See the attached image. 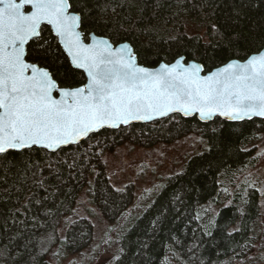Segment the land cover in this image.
<instances>
[{"label":"trees","instance_id":"trees-1","mask_svg":"<svg viewBox=\"0 0 264 264\" xmlns=\"http://www.w3.org/2000/svg\"><path fill=\"white\" fill-rule=\"evenodd\" d=\"M70 2L83 7L81 0ZM90 3L91 12L80 28L83 37L94 32L114 43L128 41L138 62L147 66L184 56L206 71L264 46L261 0ZM97 4L106 9V23L98 19ZM42 36L55 55L38 54L29 42L28 59L48 67L61 86L82 84L83 72L71 66L49 26ZM192 131L200 134L206 148L164 178L143 211L118 235L111 264H245L253 253H263L264 174L258 175L256 167L264 146V118L214 117L203 122L173 113L151 122L103 128L56 151L36 146L9 151L4 158L8 167H0V264H61L48 258L59 243L68 253L86 248L94 234L88 216L73 219L63 238L59 227L90 174L89 199L108 222L128 210L135 186L117 189L110 183L103 149L113 150L124 141L146 146L170 142ZM247 175L261 182L244 183ZM223 190L227 194L220 200Z\"/></svg>","mask_w":264,"mask_h":264},{"label":"snow or ice","instance_id":"snow-or-ice-1","mask_svg":"<svg viewBox=\"0 0 264 264\" xmlns=\"http://www.w3.org/2000/svg\"><path fill=\"white\" fill-rule=\"evenodd\" d=\"M81 2L77 9L70 0H0V167H8L4 158L12 150H56L105 127L169 113L264 117V52L203 76L201 64H182L183 57L154 70L138 64L128 44L117 47L104 37L85 43L79 29L91 3ZM96 7L106 23V9ZM45 26L86 73L82 86H61L48 67L29 61V42L32 51L55 55L42 36Z\"/></svg>","mask_w":264,"mask_h":264},{"label":"rangeland","instance_id":"rangeland-1","mask_svg":"<svg viewBox=\"0 0 264 264\" xmlns=\"http://www.w3.org/2000/svg\"><path fill=\"white\" fill-rule=\"evenodd\" d=\"M206 145L200 134L192 131L170 142L146 146L124 141L113 150L103 149L101 160L106 167L110 183L117 189L133 183L135 186L133 203L116 222H108L101 209L89 199V189L93 180V174H90L76 197L73 210L63 218L59 231L63 238L66 226L73 219L88 216L93 223V239L86 248L76 253H68L59 243L50 251L48 258L61 264H111L112 256L118 249V235L143 211L160 189L164 178L180 170L192 154L202 151ZM259 154L260 162L256 167L258 175L262 171L264 174V146ZM256 179L260 180L256 176L247 175L244 183H253ZM226 194L227 191L223 190L220 200L224 199ZM216 206L213 205L211 208ZM262 252L253 253L250 261L245 264H264V251Z\"/></svg>","mask_w":264,"mask_h":264},{"label":"water","instance_id":"water-1","mask_svg":"<svg viewBox=\"0 0 264 264\" xmlns=\"http://www.w3.org/2000/svg\"><path fill=\"white\" fill-rule=\"evenodd\" d=\"M49 28L51 29V26H49ZM79 30L81 31V29H79ZM81 32H82V31H81ZM52 33H53V35L55 36V33H54L53 31H52ZM82 34H83V33H82ZM98 37H104L105 39H108V40H109L114 46H117V47H118L120 44H128V45L131 46V44H130L128 41H120V42H116V43H114V42H112L108 37L103 36V35L95 34L94 32H90V33L88 34L87 39H85V43H91L92 40H93V38H98ZM56 40H57L58 43H59L58 38H56ZM59 45H60V47L62 48V50H63V52L65 53V55L67 56V58H68V60H69V62H70V64H71V66L74 67V66L72 65V63H71V58L68 56L67 52L64 50L63 45L60 44V43H59ZM26 46H27V45H26ZM131 48H132V46H131ZM132 49H133V48H132ZM261 52H264V46H263L261 49H259L258 51L250 53L248 56H246V57L243 58V59H239V58H231V59L227 60L226 62H224V63H222V64H220V65H218V66L213 67V68L210 69V70H206V71H205L204 68H203V70H202V72H201V75H202V76H203V75H208V74H210L211 72H215L218 68H223V67H225V65H227L228 63H231L232 61H237V62H239V63H245V62L247 61V59H249L251 56H253V55H259ZM134 53H135V52H134ZM181 57L184 58V56H178V57H176L175 59H173V60L170 61V62L160 61L159 63H157V64L154 65V66H147V65L141 64V63L138 62V60H137V62H138V64H140L141 66H145V67H148V68H151V69H154V70H159L161 64H171V63H175V61H176L177 59H181ZM29 61H30V60H29ZM185 61H187V62H189V63L195 61V62L201 64L200 62H198L197 60H194V59H188V60L181 59V63H182V64H184ZM30 62H32V61H30ZM201 65H202V64H201ZM40 66H41V65H40ZM74 68H75V67H74ZM76 69H77V68H76ZM78 70H81V71L83 72L84 77H85V80H84V82H83L82 84H79V85H76V86H82L84 83L87 82V75H86V73H85L82 69H78ZM54 96H57V98H58V93H54ZM175 113H179V114H181V115L184 116V117L196 116V118H197L198 120L203 121V122H206V121L212 120L214 117H220L221 119H224V120H227V121H241V120H229V119H227V118H225V117H222V116H219V115H214V116H212L210 119H201L199 113H190L189 115H184L183 113H180V112H175ZM170 114H173V113H169L168 115H170ZM168 115H166V116H168ZM166 116H155L152 120H149V121H143V120L131 121L128 125H130V124H132V123H146V122H151V121H154V120H157V119H160V118H164V117H166ZM253 118H262V119H263L264 117H261V116H252L251 118H247V117H246L245 119H253ZM245 119H243V120H245ZM128 125H123V124H121L120 126H128ZM120 126H119V127H120ZM119 127H118V128H119ZM105 128H111V127H105ZM113 129H117V128H113ZM93 133H94V132H93ZM90 134H92V133H89V135H90ZM89 135H88V136H89ZM88 136H87V137H88ZM87 137H81V139L79 140V142H80L81 140L87 138ZM77 143H78V142H77ZM70 144H76V143H70ZM70 144L62 145L61 147L68 146V145H70ZM36 147H39V146H36ZM39 148H41V147H39ZM44 149H45V148H44ZM46 150H49V151H56L57 149H56V150L46 149Z\"/></svg>","mask_w":264,"mask_h":264}]
</instances>
